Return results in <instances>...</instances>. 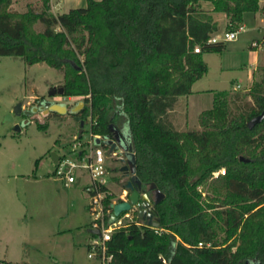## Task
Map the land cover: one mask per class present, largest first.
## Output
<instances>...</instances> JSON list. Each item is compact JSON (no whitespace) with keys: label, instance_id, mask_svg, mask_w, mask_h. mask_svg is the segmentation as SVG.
I'll return each instance as SVG.
<instances>
[{"label":"trees","instance_id":"trees-1","mask_svg":"<svg viewBox=\"0 0 264 264\" xmlns=\"http://www.w3.org/2000/svg\"><path fill=\"white\" fill-rule=\"evenodd\" d=\"M11 4L0 0V55L61 70L62 95L84 96V120L90 102L98 120L92 129L103 138H113L111 124L120 128L124 117L139 191L156 183L165 193L152 207L159 226L143 220L136 206L113 232L114 261L264 264V119L248 126L264 111V74L246 93L215 91L212 107L201 112L202 130H179L170 118L207 72L204 54L226 48V41H211L221 28L214 12L226 14L227 30H239L246 12L261 9L260 0H86L61 14L51 11V0L41 11ZM37 22L42 31L33 29ZM246 97L252 102L243 103ZM53 113L61 114L46 116ZM221 169L211 181L214 193L203 197L199 185ZM115 197L107 196V208Z\"/></svg>","mask_w":264,"mask_h":264},{"label":"rangeland","instance_id":"rangeland-1","mask_svg":"<svg viewBox=\"0 0 264 264\" xmlns=\"http://www.w3.org/2000/svg\"><path fill=\"white\" fill-rule=\"evenodd\" d=\"M84 5L86 0H51V11L61 14ZM260 5L257 13H245L237 38L227 40L225 50L204 54L207 72L170 113L177 129L202 130L200 115L212 107L215 91L243 94L262 79L264 0ZM29 8L41 11L43 0H12L10 6L21 12ZM33 29L42 31L44 24L37 22ZM226 30L222 24L214 35H223ZM64 80V73L46 62L29 65L21 56L0 55V259L28 264H98L88 257V244L93 239L89 232L90 198L84 189L88 177L66 186L55 174L53 159L54 152L73 155L75 142L86 143L91 118L85 120L82 140L78 141L80 122L73 114L46 116L40 109L34 110L45 99L66 103L69 109L84 101L83 95L72 100L49 95L53 87H62ZM243 100L252 102L250 97ZM18 105L22 113L16 112ZM30 110L31 114L25 113ZM93 119H97L94 114ZM118 124L127 137L125 118L120 116ZM104 151L109 189L116 197L124 196L131 175L121 170L125 162L117 152L107 147ZM222 170L214 171L207 183L199 185L203 197L214 193L211 181ZM124 215L123 222L129 218Z\"/></svg>","mask_w":264,"mask_h":264},{"label":"built area","instance_id":"built-area-1","mask_svg":"<svg viewBox=\"0 0 264 264\" xmlns=\"http://www.w3.org/2000/svg\"><path fill=\"white\" fill-rule=\"evenodd\" d=\"M237 33L238 30H226L223 35H213L211 41L233 40L237 38ZM195 50L199 51L200 47H197ZM64 97L66 98V96ZM67 98L72 100L78 99L79 96H68ZM88 106L90 108L88 118H91L92 124H96L98 120H92L93 114L90 102H88ZM92 126L93 125H91L90 138L85 144L82 142H75L73 155L59 154V159L56 162L57 166L55 174L64 181L66 186L72 185L78 180V178L88 177V181L84 183V189L90 198L88 206L92 215L90 228L101 230V234H97L89 243L88 257L96 260L98 264H118L114 261V254L110 252L108 242L111 240L113 232L117 228L123 226L124 222L122 221L123 217L121 216L125 214L124 216L130 217L131 210L123 213L111 224H109V219L113 212L112 204L129 200L130 190L126 188V194L114 198L110 204V208H107L106 198L112 192L109 189L107 182L106 156L104 146L96 143V138H100L103 142L106 141L107 138H103L102 135L94 133ZM82 135H79L76 139L81 141ZM105 144L111 149V144ZM112 152H117L116 154L120 155L122 160L125 158L124 150L122 148H115ZM224 172L225 170L223 169L222 173Z\"/></svg>","mask_w":264,"mask_h":264},{"label":"water","instance_id":"water-1","mask_svg":"<svg viewBox=\"0 0 264 264\" xmlns=\"http://www.w3.org/2000/svg\"><path fill=\"white\" fill-rule=\"evenodd\" d=\"M63 93V87H53L49 91L50 96H56V95H62ZM85 107V101L81 100L78 102V105L73 108L69 109L68 105L66 103H61L57 101H53L51 99H45L39 108L34 109L37 111L38 109L42 110L45 109L43 112L45 115L49 114L50 111L52 112H58L61 114H67L71 113L75 116L76 120L80 122V130H79V135L81 136L84 131V126H85V120L81 118L80 112L81 110ZM16 112L22 113L23 108L21 105H18L15 108ZM26 114H31L32 110L30 111H25ZM264 119V111L253 117L249 122L248 126L249 128H253L257 123L261 122ZM111 130L114 131L115 136L114 139H109L104 141L105 143L111 144V150L113 151L115 148L120 149L122 148L124 150V155L125 158H123V161L125 162V165L122 166L121 170L126 172L127 174L131 175V178L125 183V188L130 190V195H129V200L127 201H121L117 203H113V212L110 216L109 219V224L115 222L119 216H121L123 213L130 211L133 207L139 206L140 207V212L139 216L147 221L149 225H152L154 227H157L160 225V218L155 216L153 214L152 208L146 209V208H141V203L142 200H144V203H147L148 205H151V199L147 193L141 194L139 191V188L142 186V181L139 179V177L136 174L137 171V162H136V156H135V151L129 150V146L127 143L128 136L125 138L123 136V133L121 132V129L116 126L115 124H111ZM17 129H20V126H17ZM102 140L100 138H96V143L97 144H102ZM242 159L244 157H241ZM53 159L55 162L58 161L59 159V154L57 152L53 153ZM137 185V187H136ZM152 188H156V197H155V203H158L162 201L165 197V193L157 188L156 183L152 184ZM90 232L93 234H101L100 229H90Z\"/></svg>","mask_w":264,"mask_h":264},{"label":"crops","instance_id":"crops-1","mask_svg":"<svg viewBox=\"0 0 264 264\" xmlns=\"http://www.w3.org/2000/svg\"><path fill=\"white\" fill-rule=\"evenodd\" d=\"M202 6H203L204 8H206V9H209V10H211V9L213 8L212 3H211V2H208V1H204V2L202 3ZM72 8H73V7H72ZM223 14H224V15H223ZM214 16H215V18L219 21L220 26L223 24V25H225V27H226V24H227L228 18H227V16H226L225 13H222V12H214ZM220 16H221V17H220ZM256 17H257V15H256ZM256 19H257V18H256Z\"/></svg>","mask_w":264,"mask_h":264},{"label":"flooded vegetation","instance_id":"flooded-vegetation-1","mask_svg":"<svg viewBox=\"0 0 264 264\" xmlns=\"http://www.w3.org/2000/svg\"><path fill=\"white\" fill-rule=\"evenodd\" d=\"M41 106V105H40ZM45 109H42L41 111L43 112ZM52 112V111H50ZM121 129V132H122V128L120 127ZM123 133V132H122ZM123 136L126 138V136L124 135L123 133ZM131 178V176L129 177V179ZM137 187V185H136ZM148 195L151 199V205H148L147 203H142L143 205H141V208H146V209H149V208H152L154 203H155V197H156V188H152V186L149 188V192H148Z\"/></svg>","mask_w":264,"mask_h":264}]
</instances>
